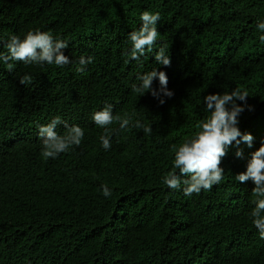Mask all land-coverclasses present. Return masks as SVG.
<instances>
[{
    "label": "trees",
    "instance_id": "16d2710c",
    "mask_svg": "<svg viewBox=\"0 0 264 264\" xmlns=\"http://www.w3.org/2000/svg\"><path fill=\"white\" fill-rule=\"evenodd\" d=\"M145 10L161 15L158 46L169 51L168 67L152 55L125 63L126 36ZM257 18L264 0H0V37L50 32L68 41L72 61L17 63L12 72L0 64V264H264V239L249 215L254 185L233 179L264 142ZM80 56L94 58L83 72ZM155 67L174 93L163 105L131 87ZM25 73L30 85L19 83ZM233 88L249 95L238 127L252 146L228 148L224 179L211 190L186 197L167 189L161 179L172 171L174 147L206 118L202 97ZM105 104L131 118L108 151L89 119ZM55 116L85 135L79 147L44 160L36 126ZM102 186L112 190L107 199Z\"/></svg>",
    "mask_w": 264,
    "mask_h": 264
},
{
    "label": "clouds",
    "instance_id": "9594fccd",
    "mask_svg": "<svg viewBox=\"0 0 264 264\" xmlns=\"http://www.w3.org/2000/svg\"><path fill=\"white\" fill-rule=\"evenodd\" d=\"M161 20L160 13L142 11L139 14V26L130 31L126 36V44L122 54L129 59L125 63L135 61L140 63L154 58L158 66L168 67L171 64L169 51L158 46L159 37L157 22ZM256 30L259 34V43L264 45V19L257 18ZM0 44L4 50L0 51V64L12 72L17 63L25 66L44 67L55 66L63 68L72 61L63 50L68 48V41L54 36L50 32L39 29L29 30L23 35L10 34L5 40L0 37ZM94 62L91 56H80L78 59V72H83L87 65ZM157 67L136 75L137 83L131 85L132 91L139 96L145 93L157 99L163 105L165 98H171L174 93L168 89V78L164 71ZM34 80L31 74L25 73L19 77L21 85H30ZM158 82L153 87V81ZM246 90L233 88L224 93L206 94L202 97L203 112L206 118L201 120L197 131L192 137L185 140L173 149L172 171L161 179V183L169 190L181 191L186 197L199 194L201 191L211 190L224 179V169L220 167L228 148L236 143L252 146L253 136L241 132L239 117L245 110L247 98ZM238 101L240 103H238ZM95 127L102 129L99 135L100 146L108 151L112 147V137L120 131L127 129L131 118L127 115L113 114V106L105 104L101 109L93 111L89 117ZM63 126L64 131L58 132V126ZM118 125V128L112 127ZM145 134H151L152 127L137 120L133 125ZM37 137L41 141L40 155L44 160L56 159L60 154L68 153L79 147L85 129L77 124H69L60 116H55L46 124H38ZM242 152L237 151L235 156L242 157ZM235 182L244 183L251 181L253 207L249 213L252 225L264 239V142L251 153L247 160L245 170L233 177ZM102 194L107 199L112 195V190L102 186Z\"/></svg>",
    "mask_w": 264,
    "mask_h": 264
}]
</instances>
